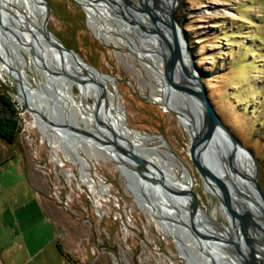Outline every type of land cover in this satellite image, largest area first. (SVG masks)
<instances>
[{
	"label": "rangeland",
	"instance_id": "1",
	"mask_svg": "<svg viewBox=\"0 0 264 264\" xmlns=\"http://www.w3.org/2000/svg\"><path fill=\"white\" fill-rule=\"evenodd\" d=\"M45 1L50 12L48 30L105 77L107 91L123 116L125 133L147 137L134 149L124 148L171 176L178 174L177 166L186 169L199 211L226 227L220 201L205 190L189 159V136L178 117L184 101L164 79V59L148 57L141 50L142 41L134 48L130 28H137L132 16L122 8H107L106 0H91V9L86 0ZM121 1L130 5L142 0ZM177 2L174 16L207 97L224 125L254 154L264 191V0ZM150 8L146 4L142 14L146 16ZM3 12L0 8V41L6 37L14 61L22 63L18 73L40 92L46 115L62 128L36 123L32 111L18 99L21 88L4 70L0 55V130L18 145L26 172L69 253L86 264H232L216 251L209 256L201 244L194 243L188 215L186 226L160 195L161 189L173 198L175 190L165 188L163 180L154 183L145 168L149 165L126 155L129 173L139 177L129 182L117 160L96 139L67 131L71 130L67 125H72L94 133L99 122L94 115L89 121L82 112V102L92 104L93 98L82 97L80 80L66 77L74 84L61 82L67 71L77 76L70 71L80 64L71 58L63 67L48 43L28 48L15 28L5 23ZM139 38L153 43L145 36ZM43 56L46 62L39 60ZM125 133L112 131L113 141L126 137ZM161 209H171L177 219L165 215L161 219ZM222 241L231 245L229 238Z\"/></svg>",
	"mask_w": 264,
	"mask_h": 264
},
{
	"label": "bare ground",
	"instance_id": "2",
	"mask_svg": "<svg viewBox=\"0 0 264 264\" xmlns=\"http://www.w3.org/2000/svg\"><path fill=\"white\" fill-rule=\"evenodd\" d=\"M152 1L150 2L149 0H142L141 2L137 1V3L130 2V5H128L121 0H106L105 5L107 8H109V6H113L116 11L118 8H122L124 13L131 15L134 20V24L136 23L135 27L137 28L136 30L130 28V34L134 38V48L136 49L137 47L136 43L142 41L143 45L140 46L141 50H145L148 57L163 61L165 55H169V50L167 43L165 42L162 44L161 39L162 35H164V40L165 38L167 40L169 33L165 23L161 22V20L163 21V19H165V9L167 4L170 3V0ZM86 2L90 9L93 8L94 4L90 6L92 3L91 0H86ZM146 4L147 6L152 7V9H147V11H145L147 14L144 16L142 13L144 12V8L146 9ZM0 8L5 11L2 13L4 15L5 23L10 27L15 28L20 39H22L23 44H27L28 48H31L34 45L38 46V44L40 47H42L48 43L41 32V26L45 19V12L43 7H41L36 0H0ZM158 14L161 15V19H158ZM160 32L162 35H160ZM138 36H145L148 38L149 42L153 41V43L150 45L144 39L141 40L139 38L138 40ZM52 42L55 44L54 40H52ZM24 45H18V48L23 50L25 49ZM49 46L52 50L53 56L58 62L62 63L63 67L66 68L65 62L70 61L71 58H75V60L80 64H75L74 69L70 71L77 74V76L68 73L67 71L65 72V79L62 78L61 82L64 83L66 81L65 84L67 85L70 83L74 84V82L69 83L66 77L75 81L80 80V82L77 84L81 90L82 97L91 96L93 98L92 104H86L81 101V108L83 114L88 116L89 121H93V115L95 116L96 120L99 121L95 125L96 130L93 133L94 135L109 140V142L112 141L113 144L114 142H117L118 145L122 147L127 153H129V151L124 147L134 149V147H136L141 140L147 139V137H144L135 131L125 133V128L123 126V116L121 115L118 107L114 104V95L107 91L105 77L95 71L92 66L90 67V65L87 63L84 64L85 62L81 58H77L67 52H64L62 55H60V53L57 50H54L50 44ZM40 47L39 49H41ZM17 53L19 55V52ZM31 53L33 54V52ZM0 55L4 70L8 74L11 73L21 88L18 89V99L22 102H24L26 99V105L32 111L36 123L39 126L47 128H51V125L56 128H62L61 124L52 122L53 118L49 115V117L46 115V108L42 104L41 98L38 96L40 92L29 85L23 74L18 73V71L21 70L22 63H20L21 61L19 62L18 60L14 61L15 59L6 44V37L3 36L0 41ZM39 60H43L44 62L47 61L46 57L44 56L41 57V59L39 58ZM83 69L88 71L86 75L81 72ZM176 79L178 78L176 77ZM200 115L201 114L198 113V116L196 114L195 118H193V115H191L190 106L187 102H184V110L182 112H178L180 122L185 126L186 130L188 129L189 123L191 122V117L193 118L194 123H196V126L198 125ZM46 118L48 120L52 119L50 122L53 124L50 125L47 123L45 121ZM67 131L72 132L73 135L77 134L73 130ZM112 131L124 132L127 138L123 137L119 138L117 141H113L111 136ZM61 133L65 134L66 131L62 130ZM90 139L95 138L91 137ZM102 147L104 148V146ZM108 147L110 149H106L107 147H105L104 150L111 156L113 160H117L119 168L129 180V182L133 179L139 178L135 176L134 173H129V170L127 169L126 164L130 159L126 155L118 152L117 149L111 145V143H109ZM146 162L149 166L145 168L151 172L154 183L158 184L163 180L167 186L175 190L176 198H170L165 192H162L161 189L160 195L163 196V201L170 205L168 206L169 208H173L174 212H177L181 215V217H183L182 219L179 217L180 223L188 226L187 224L189 223V220L186 217V212L187 208H192L193 198L189 194L191 190V181L188 178L186 169L181 166H177L179 171L178 174L171 176L166 172L161 171L158 167L153 166L151 162L147 160ZM234 167L238 170L237 173H231V171H228L227 173H224V175H221V179L233 181L243 189L247 188L249 186L251 168L248 160L243 154L239 153L237 155V161L234 164ZM239 173H241V175ZM223 202L224 204L221 205L224 209L225 218L227 221L226 227L218 222L212 221L201 211L193 214L194 226L200 230L205 237V240H200L192 231H190V227L189 231L195 240L194 243L197 242L201 244L203 246L202 248L205 249L209 256L217 252L218 254L223 255L226 260L232 264H244L242 258L235 253L233 246L222 241V239L228 240L229 238L233 243H235L236 246L243 249V251L251 260V264H264V231L261 227V225H264V219L262 220L259 216L262 211L261 204L259 203V205L256 207L241 193L231 191H229V198L227 195L223 196ZM184 204L186 206H183ZM231 208L236 211V217L234 218L231 215ZM171 209H169L170 211L166 209H161L158 211L161 219H164L165 216L173 217L174 220L177 219L175 217V213Z\"/></svg>",
	"mask_w": 264,
	"mask_h": 264
},
{
	"label": "water",
	"instance_id": "3",
	"mask_svg": "<svg viewBox=\"0 0 264 264\" xmlns=\"http://www.w3.org/2000/svg\"><path fill=\"white\" fill-rule=\"evenodd\" d=\"M36 1L41 7H43L45 12V19L41 26V32L46 38L47 42L54 50H57L60 55H62L64 52H67L77 58H80L73 50L65 48L62 43L48 30V19L50 12L47 3L45 0ZM177 3V0H170V3L167 4L165 9V19H163V21L161 20V22L165 23L169 33L168 39L166 40L165 38L164 40V35H162L160 32V35H162V44L166 42L169 50V55H165L164 58L163 76L169 87L174 91L175 96L184 99L183 101L188 103L193 118H195L196 114L197 116L198 113L201 114L198 125L196 126V123H194L193 118L191 117V122L189 123V127L186 130L190 141L189 159L205 190L214 194L221 204H224V195H227L229 198V191L241 193L256 207L259 205V203L261 204L262 211L260 213L261 215L259 214V216L263 220L264 191L259 185L258 162L252 151L244 146L231 133V131L226 125H224V123L215 113L189 55L188 46L185 42L181 28L174 16ZM2 30L3 32L7 33L5 28H2ZM52 40H54L55 44L52 42ZM176 77L178 79H176ZM168 96L170 97V95ZM25 103L26 99L24 100V104ZM168 112L174 113L177 116L175 112ZM45 121L49 124H53L47 118ZM67 126L69 129L79 134L95 138L97 142L101 144V146L109 148V140L98 137L97 135H94L85 129L76 128L72 125ZM114 147L121 154L127 155L128 157H134V160L143 166L147 165V162L143 157L135 155L132 152L127 153L122 147L118 145L117 142H114ZM239 153L246 157L251 168L249 186L245 189L241 188L233 181L221 179V175H224V173H227L228 171H231V173H237L238 170L235 169L234 164L237 161V155ZM239 174L241 175V173ZM144 178L147 181L149 180L146 176H144ZM164 186L165 188H168L167 185ZM189 194L193 198L192 208H187V215L190 220L191 227L200 240H205L203 233L198 230L193 223V214L198 213L201 208L198 204L195 194L191 190ZM183 206L186 205L184 204ZM231 215L233 218L236 217V211L233 208H231ZM261 227L264 231V225H261ZM229 242L233 246L235 253L242 258L243 263L251 264V260L243 251V249L236 247L235 243L230 241V239Z\"/></svg>",
	"mask_w": 264,
	"mask_h": 264
},
{
	"label": "crops",
	"instance_id": "4",
	"mask_svg": "<svg viewBox=\"0 0 264 264\" xmlns=\"http://www.w3.org/2000/svg\"><path fill=\"white\" fill-rule=\"evenodd\" d=\"M15 141L0 137V264H86L64 247Z\"/></svg>",
	"mask_w": 264,
	"mask_h": 264
},
{
	"label": "trees",
	"instance_id": "5",
	"mask_svg": "<svg viewBox=\"0 0 264 264\" xmlns=\"http://www.w3.org/2000/svg\"><path fill=\"white\" fill-rule=\"evenodd\" d=\"M175 18H176V20L178 22V19H177L176 16H175ZM0 137H2L3 139H5L6 141H9V142L13 141V139L9 135H7L6 133L2 132L1 130H0Z\"/></svg>",
	"mask_w": 264,
	"mask_h": 264
}]
</instances>
